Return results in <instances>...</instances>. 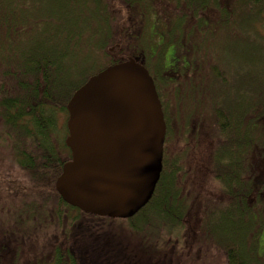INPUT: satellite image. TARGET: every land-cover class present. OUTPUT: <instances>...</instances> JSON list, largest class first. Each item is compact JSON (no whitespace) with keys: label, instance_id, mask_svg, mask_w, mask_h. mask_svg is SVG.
Here are the masks:
<instances>
[{"label":"trees","instance_id":"16d2710c","mask_svg":"<svg viewBox=\"0 0 264 264\" xmlns=\"http://www.w3.org/2000/svg\"><path fill=\"white\" fill-rule=\"evenodd\" d=\"M90 1L99 21L92 36L102 40L94 46L97 58L85 66L99 64L96 71L80 77L76 87L58 79L57 52L63 51L62 45L52 53L19 42L54 37L59 25L54 16L62 14L70 27L64 30L70 32L65 37L73 44L77 25L55 5L51 15L41 16L36 12L39 0H0V160L6 161L0 173V264L134 263L139 257L129 246V236L135 238L157 225L171 231L192 217L195 196L177 188L182 167L186 169L182 181L189 179L185 187L188 182H202L201 174L207 178L211 174L212 183L219 184L218 199L200 205L202 223L196 225L222 245L227 264H264V248L258 244L264 229V114H256L257 110L245 114L243 103L249 100L226 92L233 72L230 67L223 70L216 58L218 36L225 31L229 36L235 33L227 23L236 14V5L251 19L240 39L251 36L253 45L264 49V0ZM59 2L65 7L67 0ZM111 26H115L117 40L121 29L122 39L131 44L129 56L151 71L157 69L153 71L157 88L158 82L166 83L160 92L166 124L165 170L147 205L128 219L82 212L65 203L54 189L64 163L71 158L64 141L70 96L91 75L126 59L105 51ZM105 55L109 58L106 65ZM156 55L155 65L151 58ZM218 91L223 93L218 95ZM256 93L262 110L264 88ZM184 137L186 148L174 152V145ZM198 146L204 149L200 155L204 162L195 154ZM190 169L198 170V177ZM225 202L240 225L232 224L214 235L213 209L226 208ZM194 227L190 226L191 232ZM197 232L198 228L192 238H184V244L192 240L195 245Z\"/></svg>","mask_w":264,"mask_h":264},{"label":"water","instance_id":"95a60500","mask_svg":"<svg viewBox=\"0 0 264 264\" xmlns=\"http://www.w3.org/2000/svg\"><path fill=\"white\" fill-rule=\"evenodd\" d=\"M66 111L71 159L56 192L85 213L132 217L162 170L166 124L149 71L133 57L108 65L72 93Z\"/></svg>","mask_w":264,"mask_h":264},{"label":"rangeland","instance_id":"374dc122","mask_svg":"<svg viewBox=\"0 0 264 264\" xmlns=\"http://www.w3.org/2000/svg\"><path fill=\"white\" fill-rule=\"evenodd\" d=\"M61 4L59 0H39V7L36 9V12L41 14V16H46L51 15V12L55 10L53 5L57 6L59 10L62 8V12L67 15V19L69 18L74 22L75 26L77 25V27H75V30H77V40L73 44L67 42V38L65 37L67 33H70L64 31L70 28L69 24L66 19L61 16L62 14H57L54 17L59 21V25L56 29L54 28V37L51 36L50 39L39 38L38 40L33 38L23 39L19 42V45H34L33 49L46 48L51 50L50 52L52 53H56L62 45L63 51H61V53L57 52L58 65L60 67L58 79L68 81L77 87L80 82V77L82 79L86 74H89L93 70L96 71V67L99 64L97 63L95 67L86 69L87 66L91 65L93 60L97 58L94 46L97 44L96 41L98 39H96V36H92V31L98 28L99 21L90 0H67V2H64L65 7ZM235 10L236 14L233 18L230 17V22L227 23V28L234 30L235 33L233 36H229L225 31L218 36L219 40L216 47V58L219 60V64L222 66L221 68L223 70L229 71L228 68L230 67L233 72L231 74V80L227 83V87L230 88V90H226V92L236 99L242 98L249 100L248 103H243L246 104L244 109L245 114H254L256 110V114H260V112L264 114V108L261 110V103L256 99V90L259 91L260 88H264V49H261L260 46L255 47L252 42L253 37L251 36H248L247 40L240 39L239 34H243L242 31L250 24L251 19L248 14L244 15L245 10L242 9L241 6L236 5ZM250 26L251 24L248 27ZM111 28L113 33L105 42V51L109 50L111 55L115 57H128L129 51L127 49L131 44L124 38L122 39L121 29L117 31V40L115 37V26H111ZM99 37L102 36L99 35ZM100 39L101 38H99L98 42L102 40ZM106 55L104 59L106 62L105 65L109 61ZM104 60H99V62ZM153 71L151 75L155 77V72ZM77 73L80 75L78 79L75 81L73 80L72 83L71 79L75 78ZM218 87L221 88L219 84ZM221 93L223 92L218 91V95ZM164 97L165 95L163 93L162 98ZM186 139L187 138L184 137L183 141H179L174 145V152L186 148ZM194 150L195 154L199 156V159L204 162L200 156L204 153L202 151L204 150L203 147L198 146L197 149ZM4 161L0 160V173L3 171L1 163L6 166V161ZM214 167L216 173L221 172L218 166L215 165ZM199 168L202 169L200 165ZM241 168L242 165L239 164V172ZM8 169H11V167ZM197 171L196 169H194V171L191 169L189 170L191 175L198 177L199 172ZM183 173H186V169L182 167L177 174V188L180 189L183 194L190 191L195 196V208L192 217L189 218V216H187L179 228L173 227L171 231H169L170 228L164 225H157V227H155L156 229L151 230L146 228L140 234L137 233L135 238L132 237L133 234L129 236V246L135 249L134 251L138 253L139 257L132 264H227L225 258L226 252L222 245L215 241L207 229L203 230V228L197 227L201 220V214L199 212L200 205H207L209 201L213 203V200L218 199L216 194L219 184L216 181V184L212 183L213 177L211 178V174L208 178L204 174H201L202 182L193 181V184L188 182V186L185 187V182L189 179L182 181L181 176ZM225 206L226 202L224 204V207ZM231 209L230 205H227L226 208L213 209L214 213L212 216H216V218L210 219V221L211 231L214 235L215 231L224 233L232 224L237 223L240 225L238 216H235L236 213ZM196 210L197 213L194 214ZM201 223L202 220L200 225ZM193 225L195 227L192 228L191 232L190 226L192 227ZM197 228L200 232H197L193 237V240L196 238V244L193 245L192 240L184 244L183 239L187 237L192 238V234L194 231H197ZM41 239H44V237ZM258 240L260 242L258 243L259 249L260 247L264 248V229ZM118 243L121 245L124 242L123 240L121 242L120 239ZM155 258H157V261Z\"/></svg>","mask_w":264,"mask_h":264},{"label":"flooded vegetation","instance_id":"af4514ba","mask_svg":"<svg viewBox=\"0 0 264 264\" xmlns=\"http://www.w3.org/2000/svg\"><path fill=\"white\" fill-rule=\"evenodd\" d=\"M128 57H132V56H128ZM127 57V58H128ZM134 58V57H133ZM151 60H153V62L155 63V65H156V61H157V55L155 56V57H153V58H151ZM146 68H147V70L149 71V73L151 74V69L149 68V66H146L145 65V63H142ZM157 67V66H156ZM154 70H155V68H153ZM152 69V70H153ZM156 72H157V69L155 70ZM156 74V73H155ZM152 77H153V81H154V85H155V89H156V92L158 93V95H159V99H160V92L162 93L163 92V89H166L165 87H166V83H164L163 81L161 82H158V85H159V87H160V90L157 88V78H155L153 75H151ZM159 81V80H158ZM161 83V84H160ZM164 150H163V157H162V170H161V173H160V177H161V175H163V171L165 170L164 169V167H163V160H164ZM70 160V159H69ZM55 183V182H54ZM55 189V188H54ZM56 191V190H55ZM57 193V192H56ZM58 194V193H57ZM147 205V204H146ZM145 205V206H146ZM144 208V207H143Z\"/></svg>","mask_w":264,"mask_h":264},{"label":"bare ground","instance_id":"6f19581e","mask_svg":"<svg viewBox=\"0 0 264 264\" xmlns=\"http://www.w3.org/2000/svg\"><path fill=\"white\" fill-rule=\"evenodd\" d=\"M159 179H160V177H159Z\"/></svg>","mask_w":264,"mask_h":264}]
</instances>
